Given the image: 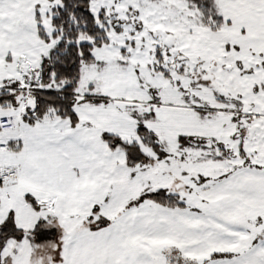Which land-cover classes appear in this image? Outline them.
Masks as SVG:
<instances>
[{
    "label": "snow or ice",
    "instance_id": "1",
    "mask_svg": "<svg viewBox=\"0 0 264 264\" xmlns=\"http://www.w3.org/2000/svg\"><path fill=\"white\" fill-rule=\"evenodd\" d=\"M0 264H264V0H0Z\"/></svg>",
    "mask_w": 264,
    "mask_h": 264
}]
</instances>
